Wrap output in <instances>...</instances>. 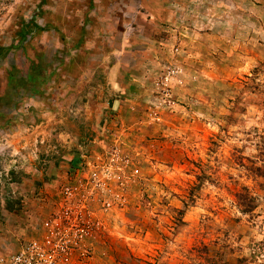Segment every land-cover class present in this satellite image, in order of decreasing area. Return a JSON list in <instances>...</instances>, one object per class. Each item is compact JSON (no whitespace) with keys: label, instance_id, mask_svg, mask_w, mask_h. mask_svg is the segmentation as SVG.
<instances>
[{"label":"rangeland","instance_id":"rangeland-1","mask_svg":"<svg viewBox=\"0 0 264 264\" xmlns=\"http://www.w3.org/2000/svg\"><path fill=\"white\" fill-rule=\"evenodd\" d=\"M70 202L76 264H264V0H0V255Z\"/></svg>","mask_w":264,"mask_h":264},{"label":"built area","instance_id":"built-area-1","mask_svg":"<svg viewBox=\"0 0 264 264\" xmlns=\"http://www.w3.org/2000/svg\"><path fill=\"white\" fill-rule=\"evenodd\" d=\"M93 232L76 203L64 204L14 251L0 255V264H76V259L84 256Z\"/></svg>","mask_w":264,"mask_h":264}]
</instances>
